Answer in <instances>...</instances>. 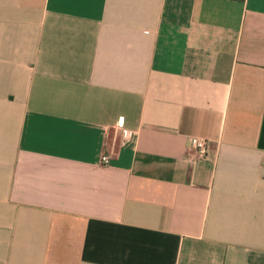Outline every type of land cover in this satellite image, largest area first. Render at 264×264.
<instances>
[{
	"label": "crops",
	"instance_id": "crops-1",
	"mask_svg": "<svg viewBox=\"0 0 264 264\" xmlns=\"http://www.w3.org/2000/svg\"><path fill=\"white\" fill-rule=\"evenodd\" d=\"M0 264H264V0H0Z\"/></svg>",
	"mask_w": 264,
	"mask_h": 264
},
{
	"label": "built area",
	"instance_id": "built-area-1",
	"mask_svg": "<svg viewBox=\"0 0 264 264\" xmlns=\"http://www.w3.org/2000/svg\"><path fill=\"white\" fill-rule=\"evenodd\" d=\"M122 129V138L123 140H128L132 137L133 135V132L128 130V129H124V128H120ZM187 142L189 144V146H191L192 148L196 149L200 155L202 156H206L207 153H208V144H207V141L202 139V138H199V137H188L187 138ZM102 161L105 163V164H110L111 163V159L108 155H104L102 157Z\"/></svg>",
	"mask_w": 264,
	"mask_h": 264
}]
</instances>
